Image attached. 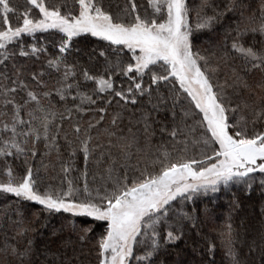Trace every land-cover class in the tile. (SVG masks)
I'll return each mask as SVG.
<instances>
[{"label": "snow or ice", "instance_id": "6c2138e0", "mask_svg": "<svg viewBox=\"0 0 264 264\" xmlns=\"http://www.w3.org/2000/svg\"><path fill=\"white\" fill-rule=\"evenodd\" d=\"M236 187L186 264H264V0H0V264H185Z\"/></svg>", "mask_w": 264, "mask_h": 264}, {"label": "trees", "instance_id": "16d2710c", "mask_svg": "<svg viewBox=\"0 0 264 264\" xmlns=\"http://www.w3.org/2000/svg\"><path fill=\"white\" fill-rule=\"evenodd\" d=\"M14 4L23 5L24 0H13ZM84 43H91V41H85ZM233 200H239L242 202L244 207L243 214H251V205L253 203H258L259 201V190L257 189L256 192L252 193L251 197L241 191L239 187L233 188L232 192H222L216 198L214 205L209 204L208 207L212 210V218H202L201 224L197 229L189 228L188 234L183 241H181L176 248V251L180 253L178 259L182 262H189V261H199L201 257L193 253V247L197 248V252H200L206 248V240L203 237H207L208 240H211L216 237V229H218L221 225L224 224L225 218L228 213V205ZM7 203L3 198H0V205ZM199 207L203 208L204 204L200 203ZM24 208L28 213L34 211V207L25 204ZM60 224L59 217H53L50 221L49 228L52 226L58 227ZM101 229L98 227L97 231L99 232ZM48 233L45 232V235ZM195 242V243H194ZM216 243L219 244V240L216 239ZM222 252L220 249H217L215 259L217 264L221 259ZM205 260L210 259L209 256L203 257Z\"/></svg>", "mask_w": 264, "mask_h": 264}]
</instances>
